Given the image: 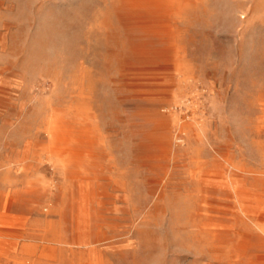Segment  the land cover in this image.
Wrapping results in <instances>:
<instances>
[{
	"label": "rangeland",
	"instance_id": "1",
	"mask_svg": "<svg viewBox=\"0 0 264 264\" xmlns=\"http://www.w3.org/2000/svg\"><path fill=\"white\" fill-rule=\"evenodd\" d=\"M0 264H264V0H0Z\"/></svg>",
	"mask_w": 264,
	"mask_h": 264
}]
</instances>
